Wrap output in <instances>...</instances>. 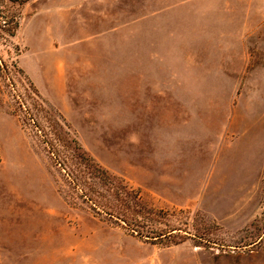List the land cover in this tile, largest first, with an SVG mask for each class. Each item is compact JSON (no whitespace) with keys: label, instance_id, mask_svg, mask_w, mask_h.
Wrapping results in <instances>:
<instances>
[{"label":"rangeland","instance_id":"374dc122","mask_svg":"<svg viewBox=\"0 0 264 264\" xmlns=\"http://www.w3.org/2000/svg\"><path fill=\"white\" fill-rule=\"evenodd\" d=\"M16 10L18 29L0 42V264H264V166L254 186V146L243 151L254 116L264 124V0L5 5ZM66 53L77 66L92 53V99L72 79L65 120L44 73ZM25 109L124 178L140 195L141 231H171L173 242L80 203L40 134L21 125ZM170 131L187 145L170 144ZM231 159L252 184L229 180Z\"/></svg>","mask_w":264,"mask_h":264},{"label":"trees","instance_id":"16d2710c","mask_svg":"<svg viewBox=\"0 0 264 264\" xmlns=\"http://www.w3.org/2000/svg\"><path fill=\"white\" fill-rule=\"evenodd\" d=\"M30 0H0V42L12 38L19 26L20 12L5 11V5L20 7ZM6 64L0 57V75L5 72ZM31 93L35 99L34 107L43 110L46 101L33 83ZM19 103V107L22 108ZM50 109V108H49ZM23 111V112H22ZM19 115L22 126L30 125L40 134L51 164L57 168L62 180L75 193L78 201L86 205L94 215L113 224L120 225L137 237H144L154 243L171 240V231L160 233L153 229L141 231L143 205L139 192L128 185L124 178L108 172L95 159L87 155L75 140H68L62 127L55 120L48 122L49 129L39 124L37 117L28 109ZM48 113V111H46ZM49 117V116H48ZM64 125H66L64 123Z\"/></svg>","mask_w":264,"mask_h":264},{"label":"crops","instance_id":"0c3cea01","mask_svg":"<svg viewBox=\"0 0 264 264\" xmlns=\"http://www.w3.org/2000/svg\"><path fill=\"white\" fill-rule=\"evenodd\" d=\"M90 56V63L86 66H80V65H74V58L77 57L74 56V53H66L65 57L62 58L63 60L57 63V67L59 66L58 70L56 72H53L51 69L46 71L45 79L46 83L52 90H61L62 94L60 95L62 98L59 101V103H54L56 105L61 113V115L64 117L66 112L63 110V107L67 106L68 101V95L71 93V81L73 79L74 85L73 89H77L79 91H88V96L92 99V53ZM42 58H44L42 56ZM54 61V60H53ZM52 61V63H53ZM47 63H51V60H47ZM26 73L27 70H24ZM75 72V74L78 75V78L76 77L75 80L72 77V74ZM33 79V78H32ZM34 81V82H33ZM33 85L38 88V84L35 83V80L33 79ZM36 88V89H37ZM39 90V89H38ZM70 90V92H68ZM86 96V95H85ZM67 108V107H66ZM65 108V109H66ZM89 117H92V112L89 113ZM66 120V118L64 117ZM258 117L254 116V139L251 137L248 140V145L243 148V151L249 153V148L254 146V169L253 172L250 174H254V186L257 185L258 181L260 180V175L263 170V162H264V124H258ZM89 130L92 129L89 127ZM188 137L187 135L179 136L176 134H173L170 131L169 141L170 144H173L174 146L177 145V142L179 141L180 146L187 145ZM217 145V143H214ZM253 155V154H250ZM233 158V156H232ZM226 172H230L231 178L229 180L234 181L235 183L239 182V184L242 185H250L249 177H245L249 173L245 171H241L238 169V166L236 162H232V159L229 162H226Z\"/></svg>","mask_w":264,"mask_h":264}]
</instances>
